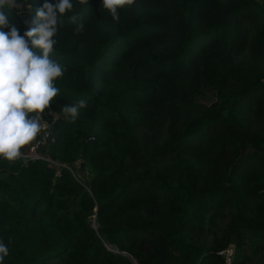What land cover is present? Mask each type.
Masks as SVG:
<instances>
[{
    "label": "trees",
    "instance_id": "16d2710c",
    "mask_svg": "<svg viewBox=\"0 0 264 264\" xmlns=\"http://www.w3.org/2000/svg\"><path fill=\"white\" fill-rule=\"evenodd\" d=\"M71 2L45 126L0 158L3 264H264V0Z\"/></svg>",
    "mask_w": 264,
    "mask_h": 264
},
{
    "label": "clouds",
    "instance_id": "9594fccd",
    "mask_svg": "<svg viewBox=\"0 0 264 264\" xmlns=\"http://www.w3.org/2000/svg\"><path fill=\"white\" fill-rule=\"evenodd\" d=\"M134 3L135 0H102L101 5L117 21L118 9ZM31 7L29 4V10ZM20 8L17 0H0V158L9 162L21 158V149L41 133L42 114L58 95L54 81L63 75V68L50 59V53L62 27L60 17L71 12L73 4L71 0H44L42 7L35 10L32 27L23 35L9 19L12 10ZM69 19L75 22L77 16ZM83 27L78 24L75 31ZM86 103L80 100L63 106L61 111L66 119L74 121ZM8 255L9 247L0 241V264Z\"/></svg>",
    "mask_w": 264,
    "mask_h": 264
},
{
    "label": "rangeland",
    "instance_id": "374dc122",
    "mask_svg": "<svg viewBox=\"0 0 264 264\" xmlns=\"http://www.w3.org/2000/svg\"><path fill=\"white\" fill-rule=\"evenodd\" d=\"M17 3L18 4H21V6H22V8H20V9H16L17 11H21L22 9L24 10L25 8H24V5H25V2L24 1H22V0H18L17 1ZM20 16L22 17V16H25V14H21L20 13ZM29 151H30V149H29ZM74 172H77V169H75L74 170ZM78 174H79V172H78ZM80 175V174H79ZM81 177V176H80ZM84 178H86V176H82L81 177V179H84ZM231 249V251H232V246L231 245H227V246H225V247H220V250H219V253H221V255L225 258V261H229L230 259H231V255H232V252H231V255H227L226 254V251H229ZM233 253H234V250H233ZM245 254H247L250 258H251V260H253V261H261V259H258V258H255V257H253L252 255H251V253L250 252H247V253H245ZM228 258V259H227ZM264 260V259H263ZM262 260V261H263ZM261 261V262H262ZM246 263H248L247 261H245V264Z\"/></svg>",
    "mask_w": 264,
    "mask_h": 264
},
{
    "label": "built area",
    "instance_id": "2783aa9c",
    "mask_svg": "<svg viewBox=\"0 0 264 264\" xmlns=\"http://www.w3.org/2000/svg\"><path fill=\"white\" fill-rule=\"evenodd\" d=\"M21 5V4H20ZM21 8H22V6H21ZM12 11H14L16 14H18V15H20V13L21 14H26V12L27 11H25V10H21V11H17L16 9H13ZM45 125H43V127H44ZM36 144H38L37 142H34V145L30 148V151L28 152V155L27 156H29V157H31V158H40L35 152H34V148H35V146H36ZM231 249L229 250V251H226V254L229 256V255H231ZM228 259V258H227Z\"/></svg>",
    "mask_w": 264,
    "mask_h": 264
},
{
    "label": "crops",
    "instance_id": "0c3cea01",
    "mask_svg": "<svg viewBox=\"0 0 264 264\" xmlns=\"http://www.w3.org/2000/svg\"><path fill=\"white\" fill-rule=\"evenodd\" d=\"M17 1H18V0H17ZM24 8H25L24 10L27 11V10H28V5L25 4V5H24Z\"/></svg>",
    "mask_w": 264,
    "mask_h": 264
},
{
    "label": "water",
    "instance_id": "95a60500",
    "mask_svg": "<svg viewBox=\"0 0 264 264\" xmlns=\"http://www.w3.org/2000/svg\"><path fill=\"white\" fill-rule=\"evenodd\" d=\"M84 164L83 163H80V167L83 168ZM124 254V253H123Z\"/></svg>",
    "mask_w": 264,
    "mask_h": 264
}]
</instances>
